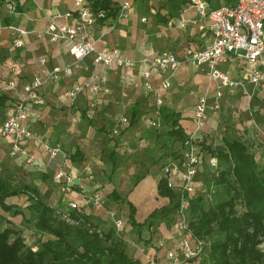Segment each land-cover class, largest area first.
Segmentation results:
<instances>
[{
  "label": "crops",
  "instance_id": "obj_1",
  "mask_svg": "<svg viewBox=\"0 0 264 264\" xmlns=\"http://www.w3.org/2000/svg\"><path fill=\"white\" fill-rule=\"evenodd\" d=\"M19 2L24 11L16 14L9 26L6 18L11 14L5 4L0 5V82L12 78L17 85L15 91L5 85L0 87V126L11 105L25 98L28 84L37 78L47 79L56 67L68 68V74L62 73L57 81L47 80L35 98L28 102L29 118L24 124L50 145H62L64 151L76 156L77 160L63 167L74 180L73 191L63 193L62 185L55 179L61 158L52 163L42 147L23 141L21 146L33 159L29 164L20 155H11L17 140L7 136L0 139V176L16 177L22 184L37 187L46 202L62 212H68L71 203H79L80 212L98 217L93 221L104 231L114 228L115 219L124 221L121 231L114 229L129 256L144 264H170L168 253L180 252L183 239L175 225L176 217L149 230L144 226L142 241L138 242L129 222L127 203L115 201L110 196L115 192L131 203L136 208L139 223L148 222L153 211L169 204L168 198L158 195V183L166 175V165L179 161L175 160V155H186L188 151L169 137L171 125L161 117L157 118V100L161 99L163 106L178 113L181 126L192 139L189 145L196 143L198 150L202 143L216 148L224 147L225 141L229 140L226 133L216 134L210 115L217 101L230 100L237 108L238 133L237 129L235 133L241 134V138L233 140L247 144L259 169L264 172V85L254 88L248 83L244 79L245 60L232 54L222 68L239 81V85L235 89H225L219 100L217 83L209 79L207 67L196 68L188 63L167 74L152 71L150 83L153 88L151 91L146 89L144 73L148 67L143 64L145 57L173 52L183 58L186 49L199 50L211 44L213 37L207 20L198 15L192 3L183 6L168 24L157 21L160 0H133L128 19L118 20L106 29L97 23L92 39L98 40V47L105 51L119 49L135 62L131 69L118 66L104 69L94 64L92 58L76 61L66 42L53 43L48 36V26L52 22L67 26L78 23L74 0ZM68 13L72 14L69 18L66 17ZM161 13L166 11L161 10ZM143 18L146 21L143 22ZM105 30L106 35L99 38ZM17 40L23 42V47L15 48ZM97 74L106 75L107 92L84 91L75 99L67 96L73 84H83ZM168 78L171 87L163 90L162 82ZM204 93L209 100L208 122L204 132L193 137L194 108L198 97ZM247 95L255 96L252 107L256 119L247 111ZM122 118L134 119L135 123L131 126L122 124ZM152 122L156 125L152 126ZM95 192L102 193L105 198L103 210H95L85 202ZM25 200L26 197L14 198L12 202L22 205ZM7 218V223L16 228L25 225L22 216L8 215ZM194 261L187 260L185 264H196Z\"/></svg>",
  "mask_w": 264,
  "mask_h": 264
},
{
  "label": "trees",
  "instance_id": "obj_2",
  "mask_svg": "<svg viewBox=\"0 0 264 264\" xmlns=\"http://www.w3.org/2000/svg\"><path fill=\"white\" fill-rule=\"evenodd\" d=\"M11 1L16 5V14L24 11L19 0ZM86 1L93 13H105L99 24L108 27L119 20L121 0ZM205 1L213 9L237 2ZM5 2L0 0V5ZM160 2L156 18L163 24H168L183 6L192 3L191 0ZM161 10L166 13L162 14ZM15 15L6 18L8 26ZM160 117L171 125L168 135L172 140L183 146L192 143L179 122L178 113L162 106ZM134 123V119L128 121L130 126ZM199 151L203 156L216 157L218 168L214 170L204 163L198 179L206 182L208 190L214 189L221 195L209 209L206 208L209 203L206 195L197 192L189 197L190 230L196 239L205 243L196 264H264V172L259 169L254 154L250 153L245 142L238 140H226L224 147L206 145ZM175 157L181 162L185 155L180 153ZM75 160L76 156L69 155V162ZM158 195L168 198L169 204L153 211L150 221L148 219L145 223L136 220V208L131 203L115 192L110 195L115 201L127 203L129 222L139 242L142 241L144 226L149 230L154 225L169 222L170 218L175 219L180 194L168 186L166 176L158 183ZM21 197H26L24 204L12 202L14 198ZM8 215L22 216L24 224L30 223L37 234L48 238L40 241L35 248H29L20 231L14 227L0 230V264H144L128 255L115 227L104 231L99 223L93 221L98 217L74 210L62 212L48 204L37 187L27 184L17 186L10 178L0 176V222H9Z\"/></svg>",
  "mask_w": 264,
  "mask_h": 264
},
{
  "label": "built area",
  "instance_id": "obj_3",
  "mask_svg": "<svg viewBox=\"0 0 264 264\" xmlns=\"http://www.w3.org/2000/svg\"><path fill=\"white\" fill-rule=\"evenodd\" d=\"M133 0H121L118 18L128 19L132 11ZM192 6L198 15L207 20L213 40L205 48L195 50L188 48L184 51V57L179 58L173 52H164L158 56L145 57L143 64L148 67L144 73L145 87L152 90L150 79L152 71H159L161 74L178 71L183 64L188 63L193 67H207V75L210 80L217 83V98H222L225 89H235L239 81L233 79L231 75L223 70L222 65L226 64L228 57L232 54L238 55L245 60L244 79L254 88L264 85V0H237L234 5H223L213 9L205 0H191ZM11 15L16 13V5L11 0L4 3ZM75 13L78 16V23L73 26L59 25L52 22L48 26V36L53 43L64 41L68 44L70 55L78 62L87 58H92L96 65L104 69L118 66L131 69L135 66L134 60L124 54L119 49L105 51L98 47V40L92 39V31L98 21L105 16L104 12L95 14L87 5L86 0H74ZM72 16L68 13L66 17ZM146 21L143 18V22ZM183 23L182 25H184ZM107 26L104 28L106 29ZM106 35V30L102 31L99 38ZM15 48L23 47L21 40L15 41ZM69 69L60 67L54 68L47 79L37 78L33 83L25 87V98L15 101L7 114L3 124L0 126V139L7 136H14L17 140L11 155H20L27 163L31 164L33 159L21 146L23 141L32 142L34 145L42 147L43 151L49 155L50 161L56 163L61 158L62 165L55 175V179L62 185L63 193L73 191V178L63 170L65 164L69 163V155L64 151L62 145H50L41 136L27 128L24 122L29 118L28 102L35 98V95L47 80L57 81L60 75L69 73ZM11 91L17 88L16 82L12 78L4 79L0 82ZM107 77L105 74L94 75L89 81L83 84L75 83L67 91V96L75 99L84 91L90 93L107 92ZM171 87L170 79L162 82L161 88L168 90ZM163 106L161 99L157 100L156 116L160 117V109ZM219 108V101L215 104ZM209 118V100L204 93L198 97L194 108L193 137L201 133L206 127ZM122 124H128L127 118H122ZM152 126L156 123L152 122ZM116 134L120 132L116 131ZM207 163L209 167L216 170L218 160L212 155L203 156L194 145L187 152L181 162H172L166 165L165 173L168 179V186L177 190L179 196V208L176 212V228L183 234L180 252L170 251L168 258L170 264H185L187 260H198L203 252L205 243L196 239L190 230L189 197L197 192L206 195L208 201L212 199L213 191L208 190L207 185L198 179L200 167ZM86 204L92 205L95 210H103L106 201L102 193L95 192L86 199ZM69 210H81L79 203L74 202L69 205ZM115 227L118 231L124 228V221L115 219Z\"/></svg>",
  "mask_w": 264,
  "mask_h": 264
},
{
  "label": "rangeland",
  "instance_id": "obj_4",
  "mask_svg": "<svg viewBox=\"0 0 264 264\" xmlns=\"http://www.w3.org/2000/svg\"><path fill=\"white\" fill-rule=\"evenodd\" d=\"M246 98H247V107H248L247 111L249 112V114H251V116H255V111L253 110V107H252V103L255 99V96L251 97L250 95L249 96L247 95ZM227 101H228V103H227ZM236 109L237 108L236 107L234 108L232 103L228 99L225 101L222 100L221 102H219V108L215 107L213 109V113L210 116H212L211 117L212 123L214 122L217 135L219 133H220V135L226 133L227 139H229V140H233L235 137L241 138V134L236 135V133H235L236 129H237L236 132L238 133V128H236V125L238 123L236 122L237 120L235 119L236 118V112H237ZM254 119H256V116L254 117ZM202 132H204V130L201 131V133ZM195 145H196V143L194 144V146ZM200 146L204 147L206 145L202 143ZM190 149H191V146L189 144L184 147L185 151H189ZM10 179L17 186L22 184L21 181L16 177L10 178ZM205 184H206V182H205ZM207 184H209V182ZM211 191H213L214 194L212 196V199L209 201V203L206 206L207 209H209L210 207H213L215 205V203H217V201L221 195V194H218L217 192H215L214 189ZM15 201H18V200H15ZM55 208L59 209L57 207H55ZM239 210H241L240 206H239ZM121 212H122V210H121ZM123 214H124V212H123ZM11 227H14V226L12 224L5 222V221L0 222V230H2V231H4L7 228H11ZM14 228L17 229L18 231H20L21 236L23 237L27 247H29V248H35L40 241L47 240V238H48L47 236H42L40 234H37L34 230V227L30 223H28L27 225L26 224L22 225L20 228H16V227H14ZM155 230H156V227H155ZM135 235L137 236V234H135ZM146 237H148V236H146ZM135 240H137V238ZM208 243H209V241H208ZM208 243H207V245H208ZM263 249H264V246H263ZM194 262H196V260Z\"/></svg>",
  "mask_w": 264,
  "mask_h": 264
}]
</instances>
